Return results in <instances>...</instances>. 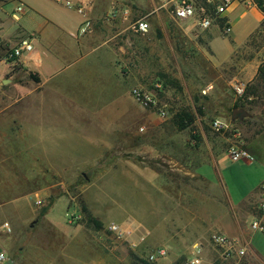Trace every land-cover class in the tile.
Listing matches in <instances>:
<instances>
[{
    "label": "rangeland",
    "instance_id": "1",
    "mask_svg": "<svg viewBox=\"0 0 264 264\" xmlns=\"http://www.w3.org/2000/svg\"><path fill=\"white\" fill-rule=\"evenodd\" d=\"M124 1L138 11L134 19L148 17L153 10L152 0ZM47 4L51 5L47 1L42 2L43 6ZM74 4L71 7L64 5V8L75 16L79 15L78 7L84 11L89 8L94 15L106 14L105 17L112 10L110 3L93 2L89 6ZM16 7L17 3L12 1L7 11L12 13ZM246 12L240 24L233 23L230 35L242 40L253 27V33L233 51L231 64L235 63L238 69L240 64L264 56V13L253 5L247 7ZM166 25L162 30L156 28L152 40L129 31L126 32L125 43L120 42L125 47V68L139 76L141 84L150 88L155 84L163 85L161 98L169 105L171 117L167 120L157 114L155 117L157 122H164L166 129H154L151 121L141 124L144 130L135 139L141 143L142 155L134 159L120 162L116 153L112 152L107 161H100L96 165L88 163L86 170H78L74 178L14 179V182L25 186L24 189L41 191L34 194L0 193V225L4 231V238L0 239V254L18 264H171L170 260L174 264H184L199 250L200 241L188 242L186 252L182 247L176 249L166 261L154 263L148 261L147 257L158 247L171 251L167 242L179 245L182 244L177 240L180 237H192L200 217L206 219L207 223L212 219L219 222L218 218L223 219L234 212L225 207L230 206L231 200L245 196L251 187L252 177L255 179L251 172L253 169L244 166L243 162L231 161L229 154L222 157L220 176L222 180L224 177L227 185L224 187L223 182L220 183L217 174L214 177L219 181V207L210 199L212 188L206 181L201 185L196 176L181 173V166L187 164L181 163L179 157L184 153L187 155L188 169L191 170L199 160L200 164L209 161L211 153L229 150L234 142L245 145L257 132L264 131V102L246 101L236 94L234 87L243 85L246 88L247 83L240 79L237 71L227 70L231 66L216 67L208 61V56L200 54V31L192 28L193 25L180 24L190 31V35H186L175 22L168 21ZM228 44L229 36L222 44L217 42L215 46L220 49V54H225ZM221 72L223 78H220ZM209 84L212 89L204 95L202 92ZM236 109L248 114V117L234 123L235 129L242 135L240 141L229 140L230 133H216L211 129V122L215 119L232 122ZM181 110L196 116L194 125L184 131H179L173 124L174 116ZM54 121L60 119L56 116ZM165 137L173 139L176 159L173 158L172 163L169 158L153 159L149 154V146ZM182 143L185 146H181ZM155 170L160 172L157 179L153 176ZM56 182L64 183L52 187ZM10 198L26 199L28 211L1 208L9 207ZM256 203H248L244 210V226L250 241L248 254L243 259L235 258L226 264H264V232L251 231V214L262 219L264 226V215L255 210ZM88 215L100 226L90 225ZM22 218L27 221L22 222ZM113 223L135 227L138 230L135 241L142 234L146 235V241L138 248H132V241L118 240L111 233L109 227ZM209 226L206 224V229ZM213 256L208 249L204 252L202 249L204 264L213 260Z\"/></svg>",
    "mask_w": 264,
    "mask_h": 264
},
{
    "label": "crops",
    "instance_id": "2",
    "mask_svg": "<svg viewBox=\"0 0 264 264\" xmlns=\"http://www.w3.org/2000/svg\"><path fill=\"white\" fill-rule=\"evenodd\" d=\"M12 1L17 3V7L22 4L24 11L16 13V7L9 13L7 7ZM43 1L51 5L43 6ZM73 2L74 5L88 6L93 5L91 4L93 2L110 3L112 10L105 17L106 14L94 15L91 9L84 11L82 7H78L77 11L81 8L83 13L78 11L79 15L75 16L64 8V5L71 7ZM247 2L249 3V0H239L229 9L226 19L231 26L233 23L240 24L245 18L246 9L249 7ZM151 6L153 10L148 16L151 30L149 34L139 36L152 40L156 28L161 30L166 28L168 21L179 26L189 23L194 26L190 27L200 31V54L203 57L208 56V61H211L212 65L220 68L231 66L227 70L237 71L240 79L247 84L256 78L258 69L264 62V56L258 57L259 60L254 61L252 58L250 62L240 64V69L235 63L231 64L235 47L242 46L243 41L253 33V27L244 34L242 40L229 35V44L225 49L228 52L220 54V49L215 43L222 44L227 37L223 35L220 26L216 25L207 30L199 29L193 20L181 23L173 20L167 9H160L161 3L158 0H152ZM113 12L117 13V18L110 16ZM125 12L129 14L130 21L139 18L134 19L138 11L130 8L124 0H0L1 194L39 193L41 191L39 189H24L25 186L14 182V179L74 178L78 170H86L88 163L96 165L100 161H107L112 152L116 153L117 161L120 162L140 157L142 146L135 138L141 132V124L151 121L154 129H166L164 122H157L154 111L144 109L131 95L134 88L158 92L160 87L162 89L160 97L164 90L162 84H155L153 88L141 84L140 77L125 68L123 58L125 47L120 42L125 43L126 32H133L130 30V21L126 22L123 19ZM180 28L186 35H190V31H187L184 25ZM30 36L34 38L33 52L24 54L12 62L3 60L6 49L17 46L21 39ZM223 76L221 72L220 78ZM34 77L38 80L36 81ZM56 116L60 121H54ZM263 143L264 131H260L242 145L254 160L240 162L253 169L251 172L255 179L252 177L251 187L245 192L244 197L231 200L230 206L225 207L226 210L234 212L228 213L223 219L218 218L219 222L212 219L207 223L206 219L200 217L192 237H180L177 240L182 244L179 245L175 242L166 243L171 250L168 260L176 249L180 250L182 247L185 251L189 248L188 242L192 244L200 241L203 252L208 249V252L214 255L213 260L205 261V264H212L217 260V254L210 244L213 233L242 239L241 241L246 242L249 247L250 241L243 217L247 204L257 201L255 206L257 207L262 197ZM181 146H185V143ZM149 147V154L153 159L165 157L169 158L170 163L174 161L173 158L176 159L171 137H165L158 143L154 141ZM225 155H228L227 149L216 154L211 153L209 161L200 164L199 160L191 170L188 169L187 155L184 153L179 157L181 163L187 164L181 166V173L196 176L201 185L206 181L212 188L210 199L218 203L219 207L220 195L217 189L219 181L217 182L214 177L217 174L221 179L220 183L223 182L224 187L227 185L224 177L223 181L220 176L222 157ZM153 176L159 178L160 172L155 170ZM56 183L52 187L60 186L64 182ZM157 186L155 183L158 192ZM8 204V208L7 205L1 208L18 211L29 209L28 201L22 198L15 200L10 198ZM251 215L252 222L256 217L254 214ZM26 221L22 218V222ZM206 224H210L209 230L206 229ZM2 228L0 225V239L4 238ZM183 256L185 255L178 257ZM6 258L12 261L8 256ZM12 262L18 264L16 261ZM170 263H173V260H170Z\"/></svg>",
    "mask_w": 264,
    "mask_h": 264
},
{
    "label": "built area",
    "instance_id": "3",
    "mask_svg": "<svg viewBox=\"0 0 264 264\" xmlns=\"http://www.w3.org/2000/svg\"><path fill=\"white\" fill-rule=\"evenodd\" d=\"M161 3L160 9H167L172 16L173 20L176 22H187L193 20L195 25L199 29L207 30L211 27L222 25V30L224 35L232 34V26L229 21L226 19V13L229 9L236 4L239 0H207L210 5V10L208 12L203 11L199 12L195 4L191 0H158ZM248 6H255L264 8V0H249V3H246ZM24 7L21 4L17 7L16 13H22ZM79 13H83V10L80 8ZM112 18H117V13L113 12L110 15ZM129 14L125 12L123 14V19L128 22ZM130 30L138 35L145 36L149 34L151 30V25L148 21V17L138 18L134 21H130ZM35 49L34 38L26 37L20 40L17 46L6 49L4 52V61L12 62L24 54L33 52ZM158 92H152L144 88H134L131 92L132 97L136 102L141 105L146 110L154 111L161 119L167 120L171 117V110L169 105L161 100L160 93L162 89ZM212 89V86H209L202 93L207 94L208 91ZM236 94L239 97H244L245 88L243 85H236L234 87ZM211 129L216 133H230L231 139H236L240 141L242 138L239 130H236L234 124L225 119L218 118L211 122ZM144 128H141L142 132ZM229 158L233 162H252L254 158L242 148V144H236L235 142L228 150ZM256 210L259 214L264 215V187L262 197L256 207ZM111 233L115 235L118 240H127L132 241L131 247L138 248L142 243L146 241V235L142 234L138 236V241H135V235L138 230L131 225H120V224H111L109 227ZM251 230L253 232H264L263 220L259 217H256L251 223ZM10 231V229H9ZM210 244L214 251L217 254V260L212 264H217L218 262H228L235 258L243 259L248 254V245L237 238L229 237L222 233H213L210 237ZM197 247H195L196 249ZM199 250L193 254L192 258H188L184 264H204L202 259V248L199 247ZM148 261L158 263L160 261H166L169 258V251L165 248H157L153 250L148 255ZM8 262V259L4 254H0V264H5ZM174 264V263H171Z\"/></svg>",
    "mask_w": 264,
    "mask_h": 264
},
{
    "label": "trees",
    "instance_id": "4",
    "mask_svg": "<svg viewBox=\"0 0 264 264\" xmlns=\"http://www.w3.org/2000/svg\"><path fill=\"white\" fill-rule=\"evenodd\" d=\"M199 12L210 10V5L207 0H192ZM264 13V8L258 6ZM222 27V25H221ZM37 81L38 79L34 77ZM244 100L250 102H264V62L260 65L256 78L246 85ZM237 108V107H235ZM196 121V116L185 110H181L173 118V124L179 131H184L191 128ZM88 222L90 225L99 227L98 221H96L91 215H88Z\"/></svg>",
    "mask_w": 264,
    "mask_h": 264
},
{
    "label": "water",
    "instance_id": "5",
    "mask_svg": "<svg viewBox=\"0 0 264 264\" xmlns=\"http://www.w3.org/2000/svg\"><path fill=\"white\" fill-rule=\"evenodd\" d=\"M246 117H248V114L244 110L236 109L233 111L232 123L234 124L237 120H243ZM31 227H34V225H32ZM6 264H13V262L8 261L6 262Z\"/></svg>",
    "mask_w": 264,
    "mask_h": 264
}]
</instances>
